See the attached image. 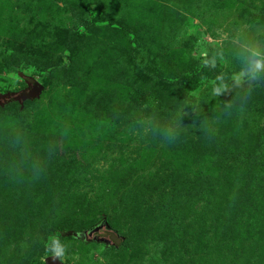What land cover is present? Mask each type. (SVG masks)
Listing matches in <instances>:
<instances>
[{
    "label": "rangeland",
    "instance_id": "obj_1",
    "mask_svg": "<svg viewBox=\"0 0 264 264\" xmlns=\"http://www.w3.org/2000/svg\"><path fill=\"white\" fill-rule=\"evenodd\" d=\"M252 50L264 0H0V264H264Z\"/></svg>",
    "mask_w": 264,
    "mask_h": 264
},
{
    "label": "water",
    "instance_id": "obj_2",
    "mask_svg": "<svg viewBox=\"0 0 264 264\" xmlns=\"http://www.w3.org/2000/svg\"><path fill=\"white\" fill-rule=\"evenodd\" d=\"M40 85L33 81L28 89H25L24 91H20L14 95H10L8 98H5L4 96L0 95V105L3 103H10V102H18L21 104L22 102L26 100H33L37 97V94L39 93ZM114 235V234H112ZM119 240L117 241L116 245H118ZM45 264H61L55 255L48 256L44 259Z\"/></svg>",
    "mask_w": 264,
    "mask_h": 264
},
{
    "label": "clouds",
    "instance_id": "obj_3",
    "mask_svg": "<svg viewBox=\"0 0 264 264\" xmlns=\"http://www.w3.org/2000/svg\"><path fill=\"white\" fill-rule=\"evenodd\" d=\"M260 72H264V56L259 51L252 50L248 58V68L240 74V77L242 79L243 76H248L250 79L255 80Z\"/></svg>",
    "mask_w": 264,
    "mask_h": 264
},
{
    "label": "trees",
    "instance_id": "obj_4",
    "mask_svg": "<svg viewBox=\"0 0 264 264\" xmlns=\"http://www.w3.org/2000/svg\"><path fill=\"white\" fill-rule=\"evenodd\" d=\"M222 82H223V80H222ZM10 103H11V102H10ZM22 103H23V102H22ZM103 228L107 229V227H103ZM108 231H109L110 233L114 234V236H116L117 241L120 240V238L117 237V234H116L115 231H113V230H108ZM58 235L61 236V237H68V236L70 235V233L67 232V231H59V232H58ZM122 246H123V245H122L121 241L118 243V245L115 244V247H122Z\"/></svg>",
    "mask_w": 264,
    "mask_h": 264
}]
</instances>
